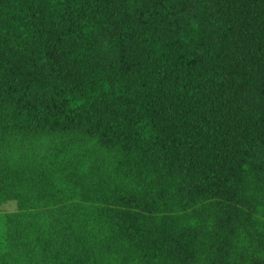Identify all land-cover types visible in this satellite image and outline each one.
Returning a JSON list of instances; mask_svg holds the SVG:
<instances>
[{
  "label": "trees",
  "instance_id": "trees-1",
  "mask_svg": "<svg viewBox=\"0 0 264 264\" xmlns=\"http://www.w3.org/2000/svg\"><path fill=\"white\" fill-rule=\"evenodd\" d=\"M0 264H264V0H0Z\"/></svg>",
  "mask_w": 264,
  "mask_h": 264
},
{
  "label": "rangeland",
  "instance_id": "rangeland-1",
  "mask_svg": "<svg viewBox=\"0 0 264 264\" xmlns=\"http://www.w3.org/2000/svg\"><path fill=\"white\" fill-rule=\"evenodd\" d=\"M17 209L16 202H8L0 206V212L12 213Z\"/></svg>",
  "mask_w": 264,
  "mask_h": 264
}]
</instances>
